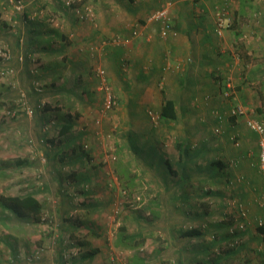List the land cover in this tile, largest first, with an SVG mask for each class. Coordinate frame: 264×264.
Masks as SVG:
<instances>
[{
  "label": "rangeland",
  "instance_id": "rangeland-1",
  "mask_svg": "<svg viewBox=\"0 0 264 264\" xmlns=\"http://www.w3.org/2000/svg\"><path fill=\"white\" fill-rule=\"evenodd\" d=\"M29 1L25 0V4ZM61 2L67 8L78 6L90 12L86 1L76 0L70 7ZM238 2L248 8L247 12L252 9L254 14L242 19L234 12L237 10L234 4ZM223 3L222 7L217 5L212 11L215 24L218 23V12L224 15L221 16L224 26L218 34L222 44L225 31L230 32L228 28L233 31L238 23L251 26L247 28L252 30L250 33L246 31L243 36H231L226 47L220 45V51L229 52L231 65H237L236 71H240V76L245 79L253 63L250 66L244 47L249 39L253 41L249 45L262 42L264 30L260 27L264 23V0H232L231 4L224 0ZM11 8L17 12L14 6ZM41 8L47 9L42 6L38 9ZM4 14L11 17L8 12ZM48 14L47 18H53L50 22L58 20L53 17L54 13L53 16L51 12ZM18 15H12V19L19 20ZM9 17L0 16L1 29L7 25L10 27V24H4L9 22ZM255 27L259 29L258 33ZM259 53L264 54V49ZM238 55L243 57L241 62ZM245 62L247 66H244ZM105 74L88 75L89 80H97V87L92 88L94 83L88 86L94 91L91 95L79 90V95L87 97L81 99L73 93L57 92L59 79L44 78L41 82L35 79V84L38 83L36 85H40L42 90L35 89L39 94L30 95L31 98L26 95L28 105L34 109L31 118L25 114L20 96H16V89H19V95L20 91L26 90L14 88L10 78L0 76V101L12 99L16 106L18 104L22 108L16 107L15 117L10 119L5 114L6 108L0 105V194L33 192L43 206L39 221H34L31 216L18 218L0 207V264H133L140 258L144 259L140 264H180L178 257H185L181 249L195 252L203 247L207 250L194 253L192 264H214L216 256L223 258L215 264H264V238L259 237L258 243L248 238L245 232L250 223L240 218V212L245 207L238 202L235 192L240 183L250 186L251 180L245 176L242 178L243 172L237 173L238 179L227 170L231 167L234 172L241 161L244 162L252 170V175L260 179L264 189V173L255 154L252 160H246L247 155L244 157L243 153L240 158H234L228 148L220 149L219 145H212L210 159L224 164V175L218 180L211 179L210 184L203 182L198 188L188 184V198L173 200L171 193L176 186L170 184L167 188L159 183L160 176L154 169L142 171L137 163L138 156L127 138L129 133H133L136 137L138 135V143L143 144L144 135L152 140L158 132L161 136L165 135L164 139L170 141L171 147L180 151L181 147L178 149L177 145L183 139L179 141V126L162 125L156 120L157 116L153 118L155 122L148 126L125 125L122 121L123 109ZM67 79L66 84L70 81ZM53 80L55 86H47ZM253 83V98L249 103L244 97H237L234 90L223 97L227 98L230 107L241 103L251 117L264 122V79H256ZM108 94L115 100L112 108L104 105ZM82 104H90V109H84ZM37 107L39 110H36ZM246 116H239L241 126L236 130L222 126L214 132L228 137L238 133L229 143L230 148L234 147V153L245 145L244 140L247 141V152L256 151L257 135L251 134L245 125ZM67 124L71 128L64 134L60 133L61 127ZM192 138L198 143L201 134L195 131ZM71 147L76 149L75 154H70ZM18 159H25V162L17 164ZM205 190L210 194H203ZM202 201L207 206L203 207ZM259 201L264 208V196ZM199 213L203 214L201 219L188 217ZM240 222L245 223L244 229L238 228ZM189 227H200L201 236H181L180 228ZM256 227L255 220L254 228L248 230L255 231ZM232 233L237 236L233 242H227V236H232ZM130 234L137 235L135 247L117 244L123 235ZM62 253L66 255L60 259ZM224 255H227L226 260ZM183 264L191 263L184 260Z\"/></svg>",
  "mask_w": 264,
  "mask_h": 264
},
{
  "label": "crops",
  "instance_id": "crops-1",
  "mask_svg": "<svg viewBox=\"0 0 264 264\" xmlns=\"http://www.w3.org/2000/svg\"><path fill=\"white\" fill-rule=\"evenodd\" d=\"M83 1L88 4L89 13L84 8H77L78 6L74 9L67 8L62 5L61 0H31L27 4L24 0L23 10L15 12L9 9L14 0H0V16L9 17L4 14L6 12L11 16L9 22H4L10 24V27L7 25L5 29H1L0 25V49H8L10 53L7 60L0 57V76L10 78L14 88L22 87L26 90L20 91L19 95V89H16L17 97L20 96L21 99V93L25 94V98L27 94L29 97L39 94L35 92V79L41 82L46 78L59 79L57 84L60 88L56 89L57 92L62 91L68 95L73 93L80 96V99L87 98L79 95V90L86 95L94 93L92 88L97 87V80H89L88 75L103 70L123 109L122 121L125 125L148 126L152 121L155 122L157 116L156 120L162 125L179 126V141L183 139L177 145L178 149L181 147L180 151L171 147L170 141L164 139L165 135L161 136L158 132L152 140L144 135L141 142H146L147 146L153 143L158 152L172 160L176 159L174 169L178 172L181 171L179 162L181 163L183 156L187 161V172L197 175L194 176L196 179L191 180L192 186L196 185L198 188L203 182L210 184L209 155L215 145H219L220 149L228 148L234 158H240L242 153V156L247 155L246 160H252L254 154L258 158V146L255 152L250 150L248 153L246 140L245 145L234 153V147L230 148L229 143L233 142L231 139L237 137L238 133L228 137L214 132L222 126L234 130L241 126L239 117L230 115V104L222 92L226 79L229 78L237 97H244L248 103L251 101L254 80L264 79V54L259 53L264 49V31L262 42H255L253 45H249V42H253L251 39L244 42V54H247L250 66L251 63L253 65L243 79L240 71H236L237 65H231L232 57L229 52H221L220 45L226 47L231 41L230 37L236 36V29L242 30V33H250L252 30L247 29L251 26H244L243 23L238 28H233V31L230 27V32L225 31L224 43H221V37L215 31L212 11L217 5L222 7L224 0ZM165 1L178 33L164 38L160 34L161 21L151 19L150 16ZM228 1L231 4L232 0ZM40 6L47 9H38ZM234 9H237V14L242 19L248 14H254L252 9L247 12L248 8L239 2L234 4ZM48 12H51V16L54 13L53 17L58 20L50 22ZM12 15H18L19 20L12 19ZM255 28L258 33L259 29ZM262 28L264 30V23L260 29ZM33 57L36 58L35 62ZM238 59L241 62L243 57L238 55ZM247 65L245 62L244 66ZM67 78L70 81L66 84ZM92 83L94 86L88 88ZM47 86L54 87V80ZM167 99L173 102L174 118H161L159 115ZM10 100L0 101V105L6 108L5 114L13 119L14 109L19 105L16 106ZM82 106L90 109V104ZM191 130H194L192 134ZM195 131L201 134L198 143L192 138ZM250 133L256 136L253 131ZM185 146L188 149L186 157L182 152ZM233 169H227L230 170V175L238 176L239 179L237 173L243 172L241 177H249L251 180L250 186L242 182L235 192L238 202L247 211L246 219L250 223L248 229H253L256 219L264 221V208L259 201L264 196V189L260 179L252 175V170L244 162L241 161L234 172ZM154 172L157 174V171ZM195 216L188 217L194 219ZM248 229L245 232L248 238L256 243L260 242L261 232L257 227L255 231ZM202 249L205 250V247ZM225 256L227 255H224L226 260Z\"/></svg>",
  "mask_w": 264,
  "mask_h": 264
},
{
  "label": "trees",
  "instance_id": "trees-1",
  "mask_svg": "<svg viewBox=\"0 0 264 264\" xmlns=\"http://www.w3.org/2000/svg\"><path fill=\"white\" fill-rule=\"evenodd\" d=\"M235 13L237 14V10ZM230 20H232V18H230ZM240 25L238 23L233 28L234 29L238 28ZM236 35L243 36L242 30L236 29ZM35 92L38 93L37 91ZM36 110H39L38 107L36 108ZM159 115L161 118H174L175 117V112L173 109V102L170 99H167L165 104L161 107ZM70 128H71L70 124L64 125L61 127L59 132L64 134ZM138 140H139L138 135L136 137L135 134L133 133L128 134L127 141L130 143L136 156H138L136 159H137V163L139 167L141 168V170L144 171V170L154 169L153 171H157V174L160 176V179L158 182L160 183L161 181V184H164L165 187L167 188L170 184H174L176 188H174V192L171 193V197L173 200L187 199L189 196V191L187 190L186 186L188 184H192L191 180L196 179L195 177H197V175H192L187 172V169H186L188 168L187 161L183 159V156L181 155L182 161L181 163L179 162V164H181V166H179L181 167V171L178 172L176 169H174V166L177 165L176 159L172 160L164 156L162 153L158 152L156 150L155 145H153V143L147 146L146 142H144L143 144H139ZM149 142H152V141H149ZM76 148L78 149V147ZM182 150H183L182 151L183 155L186 157V153H188L187 147L185 146V148ZM75 152H76V149L74 147H71L70 154H75ZM24 162H25V159H18L16 161L17 164H23ZM209 165H210V170H209L210 179L218 180L220 177L224 175V173L221 171V169L224 168V164L221 161L216 160V159H210ZM162 170L164 172H162ZM203 194L208 195L210 194V192L208 190H205ZM201 205L203 207L207 206L205 201H202ZM0 207H2L4 210H8L9 212L14 214L18 218L31 216L34 221L40 220L41 214L43 211L42 203L39 201V199L35 196V193L33 192H26V193L18 194V195L0 194ZM184 212L185 214H187L186 211ZM200 215H202V213L197 214L194 217V219L201 218L202 216ZM257 229L259 230V233L261 232L264 235V221H263V225L257 226ZM179 233L181 236H184V237H189V238L199 237L198 235L200 234V229L197 227H189V229L180 228ZM242 233L243 231H241L240 234ZM138 234H142V232H138ZM232 234H233L232 236L230 235L227 236V240H226L227 242H233L234 237L237 236L235 233H232ZM260 234H259V237L262 238ZM132 241H135V243H130ZM120 243H124L128 247H135L137 245V235L136 234H132V235L130 234L127 236L123 235V237L117 241V244L120 245ZM206 249L207 247H205V250ZM205 250L200 248L198 249V251L194 252L193 250H188L186 248L181 249L182 256H185V257L184 258L178 257V260L180 261V264H183L184 260L192 264L194 253L196 252L204 253ZM231 251L234 252V250H231ZM65 255L66 253H62L60 255V259L64 258ZM217 257L218 256L214 258V261L212 263L215 264L217 260H219L222 256H219L218 258ZM142 262H144V259L140 258L138 259L137 262H134L133 264H140Z\"/></svg>",
  "mask_w": 264,
  "mask_h": 264
},
{
  "label": "built area",
  "instance_id": "built-area-1",
  "mask_svg": "<svg viewBox=\"0 0 264 264\" xmlns=\"http://www.w3.org/2000/svg\"><path fill=\"white\" fill-rule=\"evenodd\" d=\"M62 1L64 2V4L66 6L70 7V6H72V4L75 3L76 0L75 1L74 0H62ZM165 2L159 9L155 10L150 16L151 19L161 21L160 34L164 38L169 36V35H176L177 34V30L174 28V26L170 22L171 20L169 17V8L165 6ZM13 6H14L15 10L20 11V10H23L24 4L21 0H14ZM218 14H219L217 17L218 23L215 24V31L217 34H220L221 29L224 26L221 16L224 17V15H222L223 13L221 11H219ZM49 19H50V21H53V18H49ZM134 33H136V31H134ZM9 56L10 55H9L8 50L0 49V57H2L4 60H7V59H9ZM32 60H33V62H35L36 58L33 57ZM103 72H104L103 70L98 71V73L100 75H102ZM36 84H38V83H36ZM36 84H35V89L37 91H41L42 89L40 88V85H36ZM224 86H225V88H224L222 93L225 97H227L233 91V85H232L231 80L229 78L226 79ZM20 100H21V103L23 102L22 103L23 109L25 110L26 114H28L29 116H32L34 113V109L32 106L28 105L26 98H25V94L21 93V99ZM41 105L43 106V103H41ZM104 105L106 108H112L115 105V100H114L113 96H110V94H108L105 98ZM229 112H230V115L237 116V117H239L241 115H247L245 117V124L251 131H253L257 135L258 163H259L260 169L264 173V122L257 119V118L251 117L248 114V110L245 109L241 103L232 105L229 109ZM216 131H218V130L216 129ZM240 217L242 219H244L245 217L247 218V212L242 209V211L240 212ZM244 224H245L244 222H240L239 224H237L238 228L244 229L245 228ZM261 225H263V221L261 219H257V226H261ZM261 236L264 237L263 234H261Z\"/></svg>",
  "mask_w": 264,
  "mask_h": 264
}]
</instances>
